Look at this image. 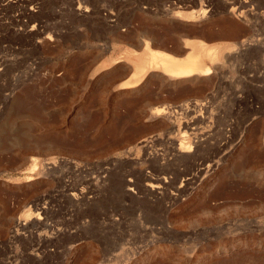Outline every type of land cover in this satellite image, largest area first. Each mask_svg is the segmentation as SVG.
<instances>
[{"label":"rangeland","instance_id":"1","mask_svg":"<svg viewBox=\"0 0 264 264\" xmlns=\"http://www.w3.org/2000/svg\"><path fill=\"white\" fill-rule=\"evenodd\" d=\"M207 10L242 28L239 38L200 37L218 29L196 18ZM182 34L190 44L167 53L210 67L213 85L158 82L147 67L132 87V68L148 55L142 38L174 50ZM250 41L261 46L238 56ZM163 100L175 107L173 134L149 119ZM205 107L212 116L190 142L206 143L188 159L165 157L167 136L179 142L178 123ZM145 149L179 169L139 167ZM207 164L211 172L175 198ZM141 170L172 181L162 219L121 187ZM204 194L216 195L207 210L198 209ZM244 255L264 260V0H0V264H217Z\"/></svg>","mask_w":264,"mask_h":264},{"label":"bare ground","instance_id":"2","mask_svg":"<svg viewBox=\"0 0 264 264\" xmlns=\"http://www.w3.org/2000/svg\"><path fill=\"white\" fill-rule=\"evenodd\" d=\"M232 4H234V3H231V5ZM231 12H232V9H231ZM212 15L213 14L211 12H208V10L206 12L203 11L201 13L199 12L198 14H196V18L197 19H201V20L204 19V18L205 19H210L209 20L210 21V23H209L210 26H212V24H214V23H217V25H218L217 26L218 27L217 31H214L211 28H208L206 30V32H204V33L202 32L203 35L200 36V37H204L207 40H217V39L221 40V39H227V38L228 39H236L239 35H241L240 32H241L242 28H239V26H237L236 24H234V23H232L230 21H224V20H219L218 21V20H216V22H214V20L212 18L213 17ZM192 17L193 16L191 15L190 18L193 20ZM212 21H213V23H212ZM189 37H190L189 35H185V34H182V35H179V36L177 35V38H175V40H174L175 41L174 42V46H175L174 50H168L167 48L164 47V45H159V44H156V43L154 44V42H153L154 40L152 39V37L151 38H149V37L148 38H144L143 37L144 39L142 38V40L140 41V46L143 48V51L148 53V55H147L146 61H144V63H143V66H140V67L139 66H133V68H132L133 69V74H132L131 77H133L135 79V82L132 83V87H135L137 85L136 82H138V77L140 75V72L144 71V69H147V67L159 71V73L157 75L155 74L157 76V79H158L157 81L158 82H163L164 80L171 81V82H173L172 84L177 85V86L180 85V84H191V85L202 84V83L205 84L204 82H207V83L209 82L210 84L212 83V85H213V79H214V77L216 75H212L211 76V74H210L211 73V68L210 67H208V66H206L204 64H201L194 57L193 58L192 57H188V58L183 59V60H180V59H177L176 57H174L175 55H178L180 52H182V47H181L182 44H184L185 46L190 44V42L188 40ZM250 42L249 43H243V44L238 46L239 47V49L237 48L239 50L238 51V54H239L238 56H247L248 52L249 53L252 52V51L250 52L249 49H251L254 44L261 46L260 42H258V41H257V43H254V42L250 43ZM137 44H138V42H137ZM152 47L153 48H157V50H153ZM158 49H161L163 51H160ZM164 51H166V52H164ZM167 51L170 52V53H173L175 55L172 56L170 53H167ZM132 52L135 55H137V53H138L136 51H132ZM204 52H205V54L210 56V60L214 64L215 58H216L215 52H213L212 50H209V49H204ZM254 52H255L254 57H255L256 54L258 56V53H260V52H258V50H254ZM127 69H128V66L127 67L123 66V70L126 71ZM151 76H153V75L151 74ZM127 86H128L127 83L121 84L120 85V89H128ZM141 88L142 87H140V89H136V90H133L131 92L139 93L141 91ZM124 94L128 95V94H130V92L123 93V95ZM155 95L157 96V98H159L158 97V93L155 94ZM158 100H160V99H158ZM130 102L131 101H129V103L126 102L127 105L128 104L131 105L132 102L131 103ZM166 102L165 101L164 102L160 101L159 102L161 104V105L159 104L160 106H157V107H154V108H150L149 119L150 120H161L163 122L165 121V122H168V124L170 123L169 125L166 124L167 128L169 126V128H168L169 130L168 131L166 130V132L168 134H173V132H175L176 130L173 129L174 125H172L173 122H171V121H172V119H174L173 117H174V115H176V111L173 109L175 107L172 108L171 105L169 104L170 105L169 106ZM191 108H195V105H191ZM208 109L209 108H207V107L203 108L204 112L202 114L199 113V114L193 115V116H191L190 114H186L185 117H184L186 119H184L182 122H179L178 126H177L178 127V134L181 135L180 136L181 140L179 142L178 141H174V140L170 139V137L168 138V136H167L165 143L167 144V147H168L169 151H167L166 156L165 155H160V157H159V153L157 154L153 150H152V153H151V152H148L147 149H145V151L147 150L146 155L144 154V158H142L140 160V162L138 163V166L142 167V166H145V165H149V166L155 168L158 171L159 170L162 171L163 168H166V169L173 168V167L178 168V163L177 162H175L174 160L170 161L168 159H163L164 158L163 156L168 157L167 154L169 153L170 156H172V157L187 158L188 159L190 157H188V156L185 157V156L187 154H189L192 151L193 148H198V146H201L202 143H206V142H202L201 143L200 138H197V139L194 138V139H196V141L192 138L191 139L192 142H190V138H191L190 136L194 135L195 131L198 130V126L201 125L202 123H204L207 120L208 117H210L209 114L211 115V113L209 111L210 109L209 110ZM143 112H145V111H143ZM145 114H146V112H145ZM142 115H144V114H142ZM147 115L148 114H146L145 116L147 117ZM142 117H144V116H142ZM166 125H164V127ZM202 125H205V124H202ZM202 125H201V127H202ZM167 128H165V129H167ZM203 136H205V135H203ZM206 136L203 137V138H206ZM152 139H154V138H152ZM207 139H208V137H207ZM143 142H146V141L143 140L142 143ZM204 145H206V144H204ZM193 151H195V149ZM212 168H213V165L207 164L206 166L202 167V169L200 168L201 172H198L197 173L198 175H196V176H194L192 178L185 179L184 183L183 184L181 183V186L178 188L177 194H175L176 197L175 196L174 197L177 198V196L186 195V193H188V191H190L191 189H193L194 186H196V182L199 181L198 179L200 178V176H202L203 174H208L209 171L211 172ZM123 183L124 184L121 187L126 192V195L129 194V195L133 196V198H136L138 200L142 198L141 199L142 201L143 200L146 201L145 203L148 205L149 210L152 212L151 213L152 216L155 213H158L160 215V217H161L160 219H162V218H164L166 216L167 213H169L168 211L170 209V206L167 203H165V199L163 198V195H165V198H166V195H168L170 193V192L168 193V188H169V184L170 183L172 184V181L166 180V178L159 177V176H157L156 178H150L146 173H144V171L141 170V172L139 173L138 179H136V178H135V180L128 179L127 181L125 180V182H123ZM136 187H138L140 189H143V194L140 195L142 197L137 196V195L136 196L132 195V194L135 193L134 189ZM208 193H210V192H208ZM169 196H168V199L170 201L172 199H174V197L169 198ZM215 197H216L215 194H208V195L204 194L199 200V204H198L199 208L198 209H200V208H204V209L206 208V210L209 209V206H208L209 204L208 203L211 200L213 201L215 199ZM101 200L102 201L99 202V204L103 202V199H101ZM141 200H140V202H141ZM198 212H199V210H198ZM158 214L156 216H158ZM160 219H158V220H160ZM241 256L236 258V259H234V260H232V261H229L227 259H221V260H219L217 262V264H248V262H249V261H247L248 257L245 256V255H244V257H241ZM255 256H256V254H255ZM164 257L165 256L160 257V258H164ZM169 258H170V256H169ZM161 260L162 259H160L159 261L163 262V264H170L169 262H170L171 259L169 260L167 258L164 261L163 260L161 261ZM207 264H216V262L207 263ZM252 264H254V263H252ZM255 264H264V260H261V258L259 257L258 259H256V263Z\"/></svg>","mask_w":264,"mask_h":264},{"label":"crops","instance_id":"3","mask_svg":"<svg viewBox=\"0 0 264 264\" xmlns=\"http://www.w3.org/2000/svg\"><path fill=\"white\" fill-rule=\"evenodd\" d=\"M172 25H173V24H172ZM173 26H174V25H173ZM205 42H207V41H205ZM206 44H207V43H206ZM128 47H132V46H130V44H129ZM109 59H110V58H109ZM107 61H108V60H107ZM115 74H119V73H115ZM118 80H119V79H118ZM118 80H116V81H118ZM120 80H121V79H120ZM120 80H119V81H120ZM119 81H118V82H119ZM118 82H117V83H118ZM114 86H115V85H114Z\"/></svg>","mask_w":264,"mask_h":264}]
</instances>
